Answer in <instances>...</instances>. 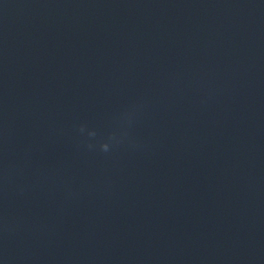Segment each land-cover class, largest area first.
<instances>
[{"label":"water","instance_id":"obj_1","mask_svg":"<svg viewBox=\"0 0 264 264\" xmlns=\"http://www.w3.org/2000/svg\"><path fill=\"white\" fill-rule=\"evenodd\" d=\"M262 213L264 0H0V264H217Z\"/></svg>","mask_w":264,"mask_h":264},{"label":"clouds","instance_id":"obj_2","mask_svg":"<svg viewBox=\"0 0 264 264\" xmlns=\"http://www.w3.org/2000/svg\"><path fill=\"white\" fill-rule=\"evenodd\" d=\"M138 107H139L138 105L137 106H133V108L130 111H127V112L123 113L121 115L122 122L125 123V124H131L133 116H134V114H135V112H136ZM79 130H80L81 133H83V132H85V127L83 125H81ZM88 135L89 136H95L96 133L94 131H90V132H88ZM127 135H128V133L126 131L122 132L120 134V136H117L115 133L110 134L106 141L100 143V145H99L100 151L103 152V153L110 152L111 148L114 145H119L122 142L123 138L127 137ZM88 147L91 149L94 146L89 144Z\"/></svg>","mask_w":264,"mask_h":264}]
</instances>
